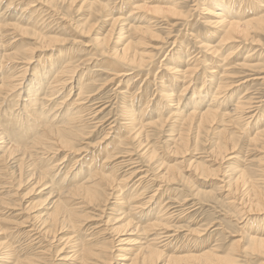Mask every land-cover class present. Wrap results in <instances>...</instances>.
Listing matches in <instances>:
<instances>
[{
    "label": "bare ground",
    "instance_id": "6f19581e",
    "mask_svg": "<svg viewBox=\"0 0 264 264\" xmlns=\"http://www.w3.org/2000/svg\"><path fill=\"white\" fill-rule=\"evenodd\" d=\"M77 1L78 0H0V233L4 231H8L9 233V239L4 240L2 243V247H5L0 249V264L48 263V259L42 257L47 255V250H49L47 249L48 245L42 246L44 251H41L42 249L39 247L40 249L38 250L40 251L36 255L29 254L30 256L21 259V252L23 250H18L13 245L15 244L14 238L16 235H23L28 240H31V242L28 243L30 244L29 246L37 241L38 243L42 242L41 245H43L45 239L50 237L53 238L55 234L64 231L65 228L76 229L78 233H83V235L87 237L89 235H101V233H103L102 229L94 233L92 232V234H87V231H89L92 225H97L99 223L107 225L108 223L114 222V224H117L119 220L121 221L124 219L127 214L131 215L127 217V223L125 225L110 229V231L113 232V237L107 249H94L87 244H75L71 247L73 250L70 252L72 254L70 258L77 257L78 261L75 262L76 264H111L117 259H121V262L118 264H264V231L246 234L244 228L254 219L251 215L264 214L263 167H259L257 171L259 175H255L251 180H248L247 192H243L240 189L241 182L239 178L234 181L230 180L224 183V186H221L228 188L226 190L229 196L226 201L227 205L234 209L237 223L239 225L242 224V227L239 229L244 232V236L239 235L240 238L232 241V245L237 247V249L231 251L224 250L219 245L215 244L212 249L204 251L201 254H189L184 256L179 255L177 252L178 250L173 254L163 255L175 236H172L171 233L177 232L176 230L173 231L172 228V222L176 218L177 213L166 210L162 205L163 202L160 201V208L157 214L153 216L154 219L151 218L145 226L140 225V221L146 222L155 195L152 193V197H144L145 189L143 185L144 181H146L145 179H147V175H143V173L146 172L142 171V168L130 170L129 173L121 177L122 179L119 177L118 171L127 166L125 164H128L129 161L131 162V159L129 161H125V159L129 158L134 153L133 149L131 150L128 148V144L120 145V147L115 148L114 152H109L104 163L108 162L110 166L103 169V163L102 166L97 167V170H100L102 167V171L89 168L90 172L88 175L79 179L77 177L79 174L76 176V174L80 172L79 170L73 175V179L69 178V175L73 173L71 168H74L78 163L79 166H81L83 163L79 161V158L82 157L86 150L85 147L81 146L84 144L80 143L86 139L91 129L94 130L98 128V122L94 123V126L89 127L87 119H91V121L94 120L104 109H101L104 105L99 101L100 91H102L109 82L120 77L123 78L134 75V80L139 76L137 72H143L149 68L154 60L153 55L140 53L135 48L136 43H134L132 39L126 37L129 29L124 27L127 18L122 17L123 8L127 5H130L132 9L138 11L148 8L158 14L169 15L171 18L176 19L177 23L180 20L187 21L191 14V10L187 12L183 11L180 5L177 4L175 6L157 5L150 7L148 4H151L154 0H144L143 4L134 3L132 0H119L121 4L120 8H118V6L116 8H110V4L102 3L100 0H80L78 1V4L81 2L79 8L87 6L91 10L90 17H92L93 14L95 15L107 9L109 10V8L110 10L107 12L106 16H111V14L114 15L110 18V29L106 35L95 39L97 48L96 55L100 54V56L103 55L108 57L109 63L112 66L109 72L113 73V78L108 79L107 83L102 84L98 79L99 75L94 74L92 69L90 73L84 74L85 77L82 78L79 84H75L74 79L78 71L90 65L93 57H86L84 60H79L76 54L78 50H72L66 53V59L59 61L58 64L52 67L49 66L48 68H44L39 64V67L32 73V79L29 80V78H27L29 65L36 58L39 59L38 61H41L47 54L46 51L52 48L51 46L53 43L61 40L53 35V31L49 30V24L52 22L51 18L58 16L56 12L59 11L56 3L62 2L72 6L76 4ZM207 1L201 0L200 5L202 6L204 3H207ZM226 2L224 1V4L219 6L222 10L215 14L218 20L214 23L216 25H225L224 41L230 40V42L234 41V43L237 44L251 42L252 44V41L256 39L255 37L257 35L264 34V15H255L244 21L239 15V12L233 13L229 11L232 4L231 1L227 0ZM29 9H31L29 15L26 16ZM113 9L117 10V12L114 13ZM8 12H10V14ZM44 13L46 14L44 15ZM9 15L12 16V18H8ZM116 15L118 17H116ZM133 18L138 20L137 17H132V19ZM177 23L171 24L172 27L175 28L178 25ZM159 25L160 22L153 18L150 20L149 27L137 25L131 28L153 39L159 37V34L155 32ZM30 26L42 30L37 31ZM87 33H90V30H88ZM14 34H19L21 36L24 34H31L36 38V44L30 49H22L9 53L7 52L8 49H6V43L12 40L11 35ZM167 37L164 38V41H166V44H169V38L167 40ZM7 38H9L8 41H6ZM125 38H127L128 41L125 40L126 43L124 42L122 47L117 48L119 41ZM176 41L177 39L174 40L173 45H175ZM200 47L206 48V45L201 43ZM209 50L216 53L217 48L212 47ZM248 53V56L244 58V62L238 64V66L234 68L227 67L228 65H226L225 60H222L223 65L220 66H217V62L214 63V67L208 68L211 70L206 69L210 71L207 72V76L211 75L210 78H208L209 83L206 84V78L204 79L203 77L200 80L201 86L196 85L199 80V63L197 64L195 60L191 62L192 59H188V67L186 70L180 67L167 68L174 76L178 77L176 79L181 80L183 83L181 95L179 97H173V83L168 86L169 90H165L166 87H164V82H160L162 85L161 94L163 93L160 101L162 102V100H165L166 105L175 103L176 107L174 111H171L170 118L168 119L161 116V111H163L164 106L160 107V111L154 119L150 118L145 121L144 118L141 117L145 109H142L139 119H134L132 117V105L139 104L143 99V95H136L135 93L130 94V85H128L127 92L121 93V101H123V104L121 105L120 111V113H122L119 116L124 117L126 112V116L129 117L127 119H130V121L128 120L129 124H125V127L130 129L129 133L127 132V138L138 141V145L144 148L142 149L144 154L154 149V147H149L147 144L149 142L148 139L151 138V134L163 130L162 128L168 122H177V127L179 128L177 135L172 136L175 152L183 150L189 142L195 144L193 149L195 152L201 150L199 145L202 141V136L207 134L208 131H213L212 138L214 141L210 142V151H207L209 154L207 157L210 156L212 158L209 157L210 159H208L205 157L202 159L199 157L198 159L202 160L186 162L184 169L168 166L159 172L155 178L157 181L168 184L175 181H180L182 183L186 181L191 182L195 178L200 180V178L197 177V173H212L210 170L211 165L209 164L213 161V158L224 159L227 155L238 151L239 134H243L247 126L253 123L254 120L258 121L260 119L259 116L261 114L258 112V109L263 107V105L261 107H254L255 103H253L252 99L249 97L247 99L244 97V101H241L243 97L239 98L236 103L229 105V103H232L233 96L235 95L234 89L236 86L234 85L240 82L237 80L233 81V79H237L242 75L244 78H247V75H255V66L258 64L250 63V57L252 55L250 51ZM176 54H173V56ZM190 56L191 54L188 55V57ZM202 64H205V62H202ZM94 69H98V67H94ZM99 70L100 69L94 71L99 72ZM133 71L136 72L134 73ZM260 79L264 81V77ZM255 80H257V78L251 81ZM248 81L238 84L237 87H243L248 84ZM29 82L30 84H28ZM205 85L207 87H205ZM146 86L147 84L145 88ZM208 87L209 89L206 91L204 88ZM190 89H193L192 97L188 99L187 103L181 105L182 97ZM246 91H249V88ZM202 92L203 94L200 96ZM209 94L211 96H208ZM246 94H248V92H246ZM202 96L203 100L211 98L209 100L210 102L206 103L207 101H202ZM195 97H197V99H195ZM128 101L129 105L126 104ZM228 105L231 106V108H229ZM189 106L191 107L189 108ZM125 108H127L128 111L127 109L124 111ZM188 111H190V113L187 114ZM255 112L258 113L255 114ZM90 116L91 118H89ZM255 121L254 126L258 124V122ZM215 125L221 126V129L215 131L217 130V127L215 129L213 128ZM253 129L255 130L253 131ZM253 129L252 132H250L251 134L254 133L253 137L250 138V144H260L264 150V128H260L259 126V128ZM230 130H232V132H230ZM121 144L123 143L121 142ZM37 154L39 156H44L50 161V164L53 163L51 167L29 171V167L34 164L29 161ZM155 155L156 152L153 150L150 159L153 160ZM72 157L74 159V166L72 165L67 171L66 177L63 180V184L69 187L58 192L57 198L52 202L54 212L42 217H32L28 215L26 219L19 221L24 217V213H26L25 211L31 206V203L26 205L28 201L22 199L18 205L20 207L11 204L9 201V192H11L10 190L13 186L17 184L18 187H20L24 181L34 179V187H50L52 186V182L49 183L48 180H50L51 177H57L59 174L63 173V170L66 169L68 164L65 166L63 165L67 163V159ZM234 157L235 156H231L227 159H233ZM121 159L122 161H119ZM81 161L83 160L81 159ZM27 170L29 172L26 177L23 178V174H26ZM108 170L111 172L109 174L105 173V171ZM183 171L188 173V175L182 174ZM139 173L143 176L139 177ZM244 173L245 171L243 174ZM134 175H137L136 178L138 177L139 179L130 185L133 187V193L130 197L126 198L123 196L124 189L129 186ZM74 178L76 180H74ZM201 191L202 190H198V192ZM54 192L56 193V191L50 190L48 192L49 196L53 195ZM64 198L72 199L73 202L75 201V203L71 202L74 208H70L67 204L69 203L68 199L63 200ZM111 199L115 200L112 204V212H114V214L115 211L120 212L117 208L122 206L125 207V205L126 211L119 213L116 217L112 215L105 216L101 211H104V207L110 206L109 203ZM139 199L145 200L138 202ZM182 202L185 203L186 200L184 199ZM84 203H86L88 207H94L91 214L84 213L85 211H78V206ZM12 206H17V210L20 211V213H9ZM80 207H83V205ZM97 211L98 213L95 214L94 212ZM181 213L183 216L185 211L182 210ZM9 216H11L10 219ZM12 218L19 219L13 220ZM96 219H98V223L95 222L97 221ZM135 219L139 220L138 223L131 225ZM1 225L10 226L5 229L1 227ZM122 227H132L133 230L130 234L137 231L141 232L143 235L153 233L152 238L150 240L148 238H143L142 240L146 241L138 246V252L135 255L113 254L111 250L114 248L117 249L115 251L117 253H129L132 248H127L125 246L139 242L137 239L131 240L129 237H125L127 233L122 230ZM64 241L66 242L65 245H63V248L57 249L56 253H61L64 247L70 242L69 238ZM74 243H76V241ZM31 247L33 248V246ZM130 253L132 252L130 251ZM65 257L69 258V256Z\"/></svg>",
    "mask_w": 264,
    "mask_h": 264
},
{
    "label": "rangeland",
    "instance_id": "374dc122",
    "mask_svg": "<svg viewBox=\"0 0 264 264\" xmlns=\"http://www.w3.org/2000/svg\"><path fill=\"white\" fill-rule=\"evenodd\" d=\"M78 1L72 6L64 4L62 2H59L58 4L56 3L57 9L59 11L56 12L58 16L51 18L52 22L49 24V30L53 31V35L60 38L61 40L53 43V45L51 46L52 48L46 51L47 54L43 59H41V61H38L39 59L37 58L33 60V62L29 65V71L27 74V78H29V80L32 79V73L36 68L39 67V64H41V67L44 68H48L49 66L52 67L58 64L59 61L66 59V53L72 50H78V53L76 54L77 59L79 60H84L86 57H93L92 63L90 65L78 71L74 79L75 84H79L82 78L85 77L84 74L90 73L92 69L94 74L99 75L98 79L102 84L107 83L108 79L113 78V73L109 72V69H111L112 66L109 63L108 57L103 55L100 56V54L96 55L97 48L95 39L105 36L110 29V18L114 15L111 14V16H106L107 12L110 10V8H116L117 6L118 8H120V1L100 0L102 1V3L110 4V8L109 10L107 9L106 11H102L95 15L93 14L92 17H90L91 10L87 6L79 8L81 2L80 4H78ZM200 1L201 0H198V2L197 0H154L151 4H148L150 5V7L157 5L175 6L177 4L180 5L183 11L187 12L191 10L190 18L187 21L182 20L183 22L180 20L178 21V23L176 19L171 18L169 15L158 14L148 8L142 9L140 11L132 9L130 5H127L123 8L122 17L127 18V21L124 23V27L129 29L126 37L128 39H132V41L136 43L135 48L140 53L153 55V66L151 65L143 72L138 71L137 74H139V76L134 80V75L126 76L123 78L120 77L112 82H109L107 86H105L102 91H100L101 93L99 101L104 105L101 109H104L102 110V113H100L94 120L91 121V119H87L89 127L94 126L93 124L96 122H98L99 125L98 128L94 130L91 129L90 133L86 136V139H84L83 142L80 143L84 144L81 146L85 147L86 150L83 153L82 157L79 158V161L83 162L81 166H79L78 163L73 168V157L67 159V163H65L63 166H65L66 164H68V166L63 170V173L59 174L57 177H51L50 180H48L49 183L52 182V186L50 187H34V179H28L24 181V183H22L20 187H18L17 184L13 186V188L10 190L11 192H9V201L11 202V204L18 206L20 204V200L22 199L24 201H28L26 205H28V203H31V206L25 211L27 214L24 213V217L19 221H23L24 219H26V217H28V215L32 217H42L54 212L52 202L55 201V199L57 198L56 196H58L57 194L60 190H65L69 187L63 184V180L66 177L67 171L71 167L73 173L69 175V178L72 179L73 175L79 170L80 172L76 174V176L79 174V176H77L79 179L88 175V173L90 172L89 168H92L96 171H102V167L100 168V170H97V167L103 165L109 152H114L115 148L120 147V145L128 144V148H130L131 150L133 149L135 154L133 153V155L130 156L131 158L129 157L125 159V161H129L131 159V162L129 161L128 164H125L127 166L118 171L119 177H123L124 175L129 173L130 170L142 168L141 170L146 172L143 173V175H147V179H145L146 181H144L143 185L145 189L144 197L147 198L152 197L153 194L155 195V199L150 206L151 208L148 212L146 222L140 221V225L145 226L148 221L157 214L160 208L159 204H161V202H163L162 205L166 208V210H169L170 212L174 211L175 213H177L176 218L172 222L173 231L176 230L177 232L171 233L172 236H175L173 237L169 248L164 251L163 255L173 254L176 250H178L177 252L182 256L189 254H201L204 251L212 249L213 245L215 244L219 245L224 250L231 251L237 249V247L232 245V241L240 238L239 235L244 236V232L239 229L240 227H242V224L239 225L237 223V217L234 209L231 206L227 205L226 201L228 200L229 196L227 194L228 191L226 190L228 188H224L221 186H224V183L229 182L230 180L234 181L239 178L241 182L240 189L243 192H247L248 180H251L255 175H259L257 173L259 167L264 168V150L262 149V146L260 144H250L249 142L250 138L254 135V133H250L252 132L253 128H259V126L260 128H264V81L260 79L264 77V34L257 35L255 37L256 39L252 41V44L251 42L237 44L234 43V41L230 42V40L224 41L225 25H216L214 23L218 20V18L215 17V14L222 10L219 6L224 4V1L226 2L227 0H204L205 2L207 1V3H204L202 6L200 5ZM230 1L232 4L229 11L233 13L239 12V15L243 18L244 21L252 18L255 15H264V0ZM132 2L143 4L144 0H132ZM30 10L31 9L28 10V14L26 16L29 15ZM113 11L114 13L117 12V10L115 9H113ZM8 13L10 14V12ZM45 14L46 13H44V15ZM116 17L118 16L116 15ZM132 17H137L138 20L134 18L132 19ZM8 18H12V16L9 15ZM153 18L160 22L158 29L155 31L159 34V37L157 38L150 39L148 35H142L131 28L137 25L149 27L150 20ZM173 23H177L178 25L173 28L171 25ZM30 27L37 31L42 30L40 28H33V26ZM88 30H90V33H87ZM11 36L12 40L9 43H6V49H8L7 52L9 53L22 49L27 50L32 48L36 44V38L31 34H24L23 36L14 34ZM165 37H167V40L169 38V44H166V41H164ZM127 38L119 41V43L117 44V48L122 47L125 40L128 41ZM175 39H177V41L175 42V45H173ZM8 40L9 38L6 39V41ZM201 43H204L206 45V48L200 47ZM212 47L217 48L216 53L209 50ZM177 49L180 51H178ZM249 51L252 55L250 57V63L258 64L257 66H255V75H247V78H244L242 75L237 79H233V81L237 80L240 82H237L234 85L236 86L234 89L235 95L233 96L232 103H229V105L236 103L238 99L242 97L243 99H241V101H244V97L246 99L248 97L251 98L252 102L255 103L254 107H261L263 105L262 108L258 109V112L261 114H259L260 119L258 121L254 120L255 122H258V124L254 126L253 121V123L247 126L246 131L243 134H239V143L237 146L238 151L233 154L227 155L224 159L213 158V161L209 164L211 165L210 170L212 171V173H197V177H199L200 180L195 178L191 182L186 181L185 183H182L180 181H175L168 184L157 181V179L155 178L157 177L159 172H161L168 166L178 169H184L186 162L192 160L200 161L205 157L208 159L212 158L210 156V158L207 157L209 155L207 151H210V142L214 141L212 138L213 131H208L207 134H204L202 136V141L199 145V148L201 150L195 152L193 150L195 144L189 142L183 150L175 152L174 145L172 143V136L177 135L179 128L177 127V122H168L162 128L163 130L151 134V138L148 139L150 145H152L150 146L148 142V146L154 147L153 150L156 152L155 158L151 160L150 156L153 150H150L148 151L149 153L146 152L144 154L142 150L144 148L138 145V141L127 138V132L129 133L130 129L126 128L125 124H129L130 119H127L129 117L126 116V112L124 114V117L119 116L122 113H120V111L122 107L121 105L123 104V101H121V93L127 92L128 85H130V94L135 93L136 95H143V99L139 104L132 105V117L134 119L140 118L142 109H145L143 115L141 116L145 121L150 118L154 119L160 111L161 106H164L163 111H161V116L168 119L170 118L171 111H174L176 107L175 103L166 105L165 100H162V102L160 101L162 98L161 95H163V93L161 94L162 85L160 82H164V87H166L165 90H169L168 86L173 83V97H179L181 95L183 90V83L181 80L176 79L178 77L174 76V74H172L167 68L180 67L183 70H186V68L188 67V59H192L191 62L195 60L197 64L199 63V80L196 85L201 86L200 80L203 77L204 79L206 78V84L209 83L208 78H210L211 75L207 76V72H210L208 70H211L208 68L214 67V63L217 62V66H220L223 65L222 60H225L226 65H228L227 67L234 68L235 66H238V64L244 62V58L248 56ZM173 54L176 55L173 56ZM189 54H191L190 57H188ZM202 62H205V64H202ZM94 67H98V69H100L99 72L94 71L98 70L94 69ZM133 72L135 73L136 71ZM254 78H257V80L251 81ZM245 81H248V84L244 85L243 87H237L238 84ZM145 82L147 84L146 88ZM28 84H30V82ZM205 87L207 86L205 85ZM248 88L249 91H246L248 90ZM204 89L207 91L209 87ZM192 91L193 89L188 90L182 97L181 105L187 103L188 99L192 97ZM246 92H248V94H246ZM202 94L203 92L200 94V96ZM210 94L208 96L212 95ZM197 97H195V99H197ZM210 99L211 98H207L206 100H203L202 96V101H207L206 103H209ZM126 104L129 105V101L126 102ZM229 105L228 107L231 108V106ZM190 107L191 106H189V108ZM126 109L127 108H125L124 111H126ZM258 112H255V114H257ZM188 113H190V111H188L187 114ZM89 118H91V116ZM216 127L217 130L215 131L221 129V126L218 125H215L213 128L215 129ZM254 130L255 129H253V131ZM230 132H232V130H230ZM121 142L123 144H121ZM231 156L235 157L233 159H227ZM135 157L137 158V160ZM199 157L202 159H198ZM81 159L83 161H81ZM119 161H122V159ZM29 162L34 163L31 167H29V171L37 169H47L48 167H51V164H53H50V161H48L44 156H39L38 154L35 155V157ZM107 166H110V163H104L103 169ZM29 171L27 170L26 174H23V178L26 177ZM244 171L245 173L243 174ZM110 172V170L105 171V173L107 174H109ZM182 174L188 175V173L184 171ZM143 175L139 173V177ZM136 176L137 175H134V178L130 182L129 186L124 189V197H130L133 193V187H131L130 185H132L139 179L138 177L136 178ZM74 180L76 179L74 178ZM159 188L161 189V191ZM50 190L56 191V193L54 192L53 195L49 196L48 192ZM198 190L202 191L198 192ZM48 196L49 198L47 199ZM67 199L69 201V203H67L69 207L74 208L73 203H75V201L73 202V200L69 198H64L63 200ZM184 199L186 200L185 203L182 202ZM142 200L145 199H139L138 202ZM114 201L115 200L111 199L109 203L110 206L104 207V211H101L105 216L112 215L116 217V215H118L119 213L126 211L125 205V207L122 206L117 208L120 212L115 211L114 214V212H112V204ZM82 205L83 207H80ZM82 205L78 206V211H85L84 213L90 214L93 212V206L88 207L86 203ZM17 206H12L11 210H9V213H20V211L17 210ZM182 210L185 211V215L183 214V216L181 215ZM94 213L96 214L98 213V211ZM130 215L131 214H127L125 218L121 221L119 220V223L117 224H114V222L108 223L107 225H104V223H99L97 225H92L91 228H89V231H87V234H92V232L94 233L102 229L103 233H101V235H89L87 237L84 236L83 233H78L76 229L65 228L64 231H59L60 233L55 234V238L50 237L45 239L46 242L44 240L43 245H41L42 242H32L33 244L31 246H33V248L29 246L30 244H28L31 242V240H28L23 235H13L15 236V244L13 245L14 247H16V249L21 251L23 250L21 252V259L30 256L29 254L36 255L40 251L38 250L40 249L39 247H41L42 249V246L48 245L47 249L49 250H47V255L42 256L48 259L47 264H76L75 262L78 261V258H70L72 256V254L70 253L73 250L71 249L72 246H74L75 244H87L94 249H107V247L110 245V240L113 237V232H111L110 229L125 225L127 223L126 219ZM131 217L135 218L134 216ZM251 217H254V219L247 225V227H244L246 234H252V232L255 233L257 231H264V214H255L251 215ZM10 218L11 216H9V219ZM12 219L17 220L19 218ZM96 220L97 221L95 222L98 223V219ZM138 221L139 220L135 219V221L132 222L131 225H134V223H138ZM9 226L10 225H1V227L5 229ZM122 230L127 233L125 237H129L131 240L137 239L139 242L125 246L127 248L131 247L132 249L130 251L132 253H130V251L129 253H117L115 252L117 249L114 248L113 250H111L113 254L135 255L138 252V246L146 241L142 239L148 238L150 240L153 234L151 233L149 235H143L138 231L130 234V232H132L133 230L132 227H122ZM8 236V231L0 233V249L5 247H2V243L4 242V240L9 239ZM67 238H69L70 240L69 244L64 247L61 253H56L57 249H61V247L63 248V245H65L66 243L64 240H67ZM75 241L76 243H74ZM41 251H44V249H42ZM65 256H69V258ZM120 260L121 259L114 260L111 264H118L119 262H121Z\"/></svg>",
    "mask_w": 264,
    "mask_h": 264
}]
</instances>
